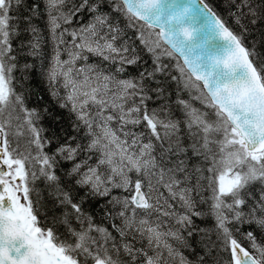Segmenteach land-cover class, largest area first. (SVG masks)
<instances>
[{
	"label": "snow or ice",
	"instance_id": "1",
	"mask_svg": "<svg viewBox=\"0 0 264 264\" xmlns=\"http://www.w3.org/2000/svg\"><path fill=\"white\" fill-rule=\"evenodd\" d=\"M221 3L0 0V264H264V0Z\"/></svg>",
	"mask_w": 264,
	"mask_h": 264
},
{
	"label": "trees",
	"instance_id": "2",
	"mask_svg": "<svg viewBox=\"0 0 264 264\" xmlns=\"http://www.w3.org/2000/svg\"><path fill=\"white\" fill-rule=\"evenodd\" d=\"M214 5H218L217 10L221 12L222 15H227L226 6L221 3V0H212ZM47 50L51 51V44L49 43L47 46ZM29 62H31V58H28ZM23 63V61H21ZM17 76L21 74L19 72L16 73ZM23 87L18 84L17 89L20 91H25V94L28 96V105L30 107H38L41 105H47L52 108L53 111H56L57 114L67 116L66 113L61 112V110L56 109L54 107V101L48 95L47 84L44 81L43 77L40 74V66L37 62V67L27 73V79L22 81ZM42 97V99H40ZM48 126H52L50 121L44 122ZM50 134V133H49Z\"/></svg>",
	"mask_w": 264,
	"mask_h": 264
}]
</instances>
